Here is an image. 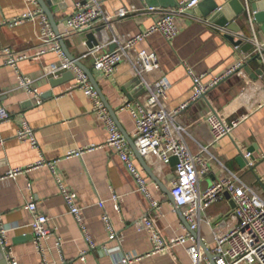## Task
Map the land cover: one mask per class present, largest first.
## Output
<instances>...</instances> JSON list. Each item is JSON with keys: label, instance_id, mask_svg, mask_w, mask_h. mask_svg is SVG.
Listing matches in <instances>:
<instances>
[{"label": "crops", "instance_id": "crops-1", "mask_svg": "<svg viewBox=\"0 0 264 264\" xmlns=\"http://www.w3.org/2000/svg\"><path fill=\"white\" fill-rule=\"evenodd\" d=\"M183 1L104 0L103 10L110 17V26L98 34L102 45L100 53L111 51L109 43L115 37L130 39L148 30L162 10L174 8ZM261 2L264 0H201L196 8L177 19L180 32L173 41L167 42L161 33H154L132 52L135 55L138 49H147L158 55L160 69L148 78L152 83L164 77L169 80L171 88L167 108L170 111L186 104L193 95V77L189 71L196 76L208 72L204 83H209L214 77H220L244 63L252 75H257V80H254L244 69L231 74L211 89L205 98L188 105L179 118L180 124L187 129L185 139L188 146L198 154L202 147L213 141L211 129L205 122L212 109L224 113L228 120L245 116L231 136L212 144L210 150L224 166L256 187L264 183V58L251 63L255 58L254 46L245 39L252 36L246 5L255 14L252 6ZM151 6L156 11L149 12L147 8ZM215 8L218 9L211 13ZM53 9L59 24L74 12V5L71 1L57 0ZM124 9L129 14L118 17ZM30 12L37 15L26 18ZM40 13L46 15L38 2L0 0V106L12 116L11 120L0 124V222L14 228L7 238L17 264H121L119 260L124 254L139 258L132 264H190L187 245L177 246L174 255L153 253L150 234L138 226L147 217H158L164 237L171 239L188 232L182 217L136 156V165L145 170L151 197L160 203V209H151L150 200L138 192L126 165L114 150L103 147L108 132L103 120L93 112L91 99L82 90H71L76 81L75 74L70 70L61 72L58 77L51 74L59 69L63 60L49 51L41 58L18 62V70L3 65L1 54L5 47L29 56L40 50L44 30ZM225 20L229 26L223 27L220 23ZM253 23L257 40L264 44V13ZM238 28L240 31L236 32ZM89 34L68 35L65 44L72 56L91 69L101 92L118 117L119 126L132 137L135 119L129 110L121 108L130 104L133 111L139 112L136 103L144 94L139 95L142 85L140 80L136 81V70L130 62L120 64L111 76L95 70V57L82 58L91 50L87 45ZM227 36L236 42L244 40V44L253 48L244 50L240 46L236 50V45ZM259 69L263 75L256 74ZM19 74L35 81L42 98L41 105L34 97L18 89ZM24 122L34 129L39 149H33L29 142L17 138ZM91 146L103 148L87 151L82 157L69 156L70 152ZM247 151L252 153L251 160L255 162L252 169H247L246 161L241 158L242 152ZM41 160L47 163L55 161V171L40 166L16 179H4L11 170H27ZM171 174L170 168L160 179L169 191ZM221 175V168L214 164L213 170L202 179V189ZM58 180L68 192L77 194L81 215L95 248L91 247L76 219L70 215ZM112 195L120 196V211L115 210L110 200ZM100 200L107 201L106 211L121 236L119 254L103 249L111 250L118 243L109 239L103 211L98 206ZM31 201L37 202L40 212L50 219V226L62 239L61 249L57 248L55 236L45 241V256L36 250L30 228L33 220L26 206ZM233 206L234 202L226 196L224 201L211 206L205 213L206 218L213 220L209 224L203 222L198 234L207 248L215 245L217 232L227 229L225 219ZM84 254L85 260H82ZM0 264H9L1 248Z\"/></svg>", "mask_w": 264, "mask_h": 264}, {"label": "built area", "instance_id": "built-area-1", "mask_svg": "<svg viewBox=\"0 0 264 264\" xmlns=\"http://www.w3.org/2000/svg\"><path fill=\"white\" fill-rule=\"evenodd\" d=\"M65 1L73 2L74 12L58 24L60 36L52 29L48 16L40 13L44 29L40 50L34 56H29L23 53L19 54L11 48L5 47L1 54L3 65L18 70V62L22 60L38 59L49 51L55 52L63 62L59 69L51 74L54 77H58L61 72L66 70H70L75 74L76 81L72 85L71 90H82L91 99L93 112L98 114L103 120L108 132V137L103 147H109L114 150L120 161L126 165L137 184L138 192L150 200L151 209H160V203L151 197L146 172L136 165L134 151L122 130H119L116 121L109 113L86 73L67 58L59 42L60 38L65 40L66 36L72 34L96 33L100 26L105 27V29L109 28L110 17L103 10L104 0ZM26 2L30 4L37 1L26 0ZM200 2L201 0H185L174 8L162 10L148 30L140 32L130 39L115 37L109 43L116 46L114 51L100 53L102 49V45H100L89 50L82 58L95 57V70L103 72L107 76L113 75L118 66L124 62H130L133 65L136 70V77L139 78L145 93L136 103L139 112L133 111L130 104L121 108V110H129L135 119V132L131 139L146 164L149 165L153 174L159 179L166 176L167 170L171 168L170 162L173 157L177 158L178 164L170 185V194L181 209L182 215H184L191 231L199 233L203 222L211 223L213 218H206L205 213L211 206L224 201L227 195L234 202L235 208L225 219L228 223L227 229L216 233L215 245L212 248L206 247L214 255L215 264H264V183L260 187L249 185L241 178L239 173H235L224 166L210 150L212 144L218 143L224 137L231 136L245 116L241 117V119L228 120L224 113L222 114L212 109L206 115L205 122L211 129L213 141L209 146L202 147L198 154H194L188 146L185 139L187 129L179 121L180 115L188 105L206 97L211 89L221 84L231 74L243 69L245 64L240 63L234 69L222 74V76L214 77L209 83H204L205 78L209 75L208 72L196 76L189 71L193 77V95L186 104L170 111L167 108L168 91L171 88L169 80L164 77L152 83L150 78H148L151 73L160 69L158 55L154 51L147 49H138L135 55L132 54L142 42L146 41L154 33H161L167 42L173 41L180 32L177 19L185 15L186 12L196 8ZM147 9L149 12L156 11V8L152 6ZM128 14V10L124 9L118 13V17L123 18ZM246 14L248 23L251 26L252 36L245 40L253 44V54L255 56L258 55L264 58V44L257 40L253 23L254 14L251 13L247 5ZM36 15L37 13L30 12L26 18ZM17 23L15 22L14 24ZM239 48L240 46H236V50H239ZM18 89H22L28 95L34 97L38 105L42 104L41 94L33 79L19 74ZM260 106L261 104L258 105V107ZM11 118L12 116L7 109L0 106V124L8 122ZM17 134L18 139L29 142L33 149H39L36 133L27 122L20 126ZM103 147H86V149L70 152L69 156L82 157L87 151ZM242 155L246 161V168L252 169L255 164L251 160L252 153L247 151L242 152ZM55 163V161L47 163L41 160L34 167H29L27 170L21 168L11 170L4 179H16L22 173L40 166H47L55 171ZM214 164L221 168L222 175L206 189H202V179L213 170ZM58 184H60L61 193L67 203L70 215L72 214L73 218L76 219L82 235L90 242L91 247L95 248L90 235L87 233L85 219L82 217L81 208L78 205L77 194L68 192L60 180H58ZM110 200L113 201L115 210L120 211V196L112 195ZM106 203V200H100L98 206L103 211L102 218L106 225L109 239L111 242H117L118 246L111 250L106 247H103V249L110 253L119 254L121 253L122 239L115 230L112 220L106 211ZM26 209L32 215L33 221L30 224V228L33 237H35L36 250L45 256L43 243L54 238V236L57 238V248L61 249L62 239L57 236L56 229L50 226V219L40 212L37 202L31 201L26 206ZM138 227L145 229L150 234L154 254L170 253L174 255L177 246L187 245L186 250L191 259L190 264H211L201 245L202 239H198L190 232L175 238L166 239L158 225V217H147ZM13 230L14 228L5 226L0 222V248L3 249L9 264H17L9 248L7 238L8 233ZM81 259L85 260V254ZM138 259L137 257L124 254L119 262L121 264H132Z\"/></svg>", "mask_w": 264, "mask_h": 264}, {"label": "water", "instance_id": "water-1", "mask_svg": "<svg viewBox=\"0 0 264 264\" xmlns=\"http://www.w3.org/2000/svg\"><path fill=\"white\" fill-rule=\"evenodd\" d=\"M57 0H37L38 4L40 5L42 11L49 17V20H50V23H51V26H52V29H54V31L56 32V34L58 36H60V30L58 28V23H57V20H56V17H55V13H54V9H53V4L56 3ZM218 8H215L211 11L212 12H215ZM252 11L255 13L254 14V19H261L263 13H264V2H261V3H255L253 4L252 6ZM220 25H222L223 27H226V26H229V23L228 21H223L220 23ZM105 30V27L101 26L100 29H98L96 31V33H91L87 36V45L90 49H94L98 46H100V43H101V40H99V36L98 34H100V32L104 31ZM240 31V28H238L236 30V32ZM227 38L229 39V41L233 42L236 46H242L244 50H248V49H252V45L250 44H244V41L243 40H238L237 42L234 40L233 37L231 36H227ZM59 42H60V45L62 46L63 48V51L65 53V55L67 56V58L72 61L73 63H75L83 72L86 73V75L88 76V78L90 79L93 87L95 88V90L97 91L98 95L100 96L101 100L104 102L105 106L107 107L109 113H111V115L113 116L114 120L116 121L117 125H118V128L119 130H122L121 126H119V121H118V117L116 115V113L114 112V110L109 106L108 102H107V99L106 97L103 95V93L101 92L100 90V87L97 83V80L94 78V75L91 71V69H89L84 63L82 64V62H80L76 57L72 56V54H70L69 50H68V47L66 46L65 44V41L64 39L60 38L59 39ZM116 48L115 45H112L111 46V51H114ZM261 57H259L258 55L255 56V58L251 61V63L253 62H256V60H259ZM249 75H252L251 74V71L249 69V67L246 65L244 66L243 68ZM256 74H259V75H263V71L262 69H259L257 71ZM252 78L254 80H257V75H252ZM137 82L139 81V78H137L136 80ZM140 82V81H139ZM145 93V89L143 88V86H141V92L139 93V95H142ZM205 98V97H204ZM124 136L126 137L130 147H132L133 151H134V154L137 158V160H139L140 164L144 167V169L146 170L147 174L151 177V179L155 182L158 183V185L162 188V190L164 191V193H166V195L168 196V198H170V201L175 204L176 208H177V211H178V214L181 215L182 217V220H183V223L185 225V227L187 228L188 232H190L191 234H193L195 237H197L198 239H200L199 237V234L197 232H194V231H191L184 215H182V212H181V209L177 206L176 202H175V199L172 198L171 194H170V191L167 190V188L165 187V184L158 178L156 177L153 172H152V169L149 167L148 164H146L145 160L143 159V157L141 156V154L139 153V151H137L134 143H133V140L131 139V137L122 130ZM241 158H244L243 155L241 156ZM245 160V159H244ZM171 164V175L169 177V180L172 181L173 178H174V172L176 170V165L178 164L177 163V158L173 157V159L171 160L170 162ZM227 197H229L227 195ZM235 208V204L233 206ZM201 240V239H200ZM201 245L203 247V249L205 250V253L210 261L211 264H215V257L214 255L211 253V251H209L207 248H206V245L202 242L201 240Z\"/></svg>", "mask_w": 264, "mask_h": 264}]
</instances>
